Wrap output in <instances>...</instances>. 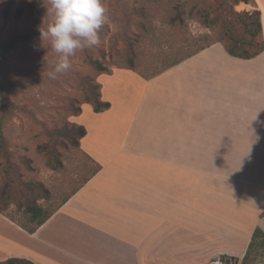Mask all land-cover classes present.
I'll use <instances>...</instances> for the list:
<instances>
[{"label": "crops", "instance_id": "1", "mask_svg": "<svg viewBox=\"0 0 264 264\" xmlns=\"http://www.w3.org/2000/svg\"><path fill=\"white\" fill-rule=\"evenodd\" d=\"M99 80L111 108L83 104L74 119L101 170L34 234L0 213L7 260L242 261L264 232V52L243 60L218 43L153 79L117 68Z\"/></svg>", "mask_w": 264, "mask_h": 264}, {"label": "rangeland", "instance_id": "2", "mask_svg": "<svg viewBox=\"0 0 264 264\" xmlns=\"http://www.w3.org/2000/svg\"><path fill=\"white\" fill-rule=\"evenodd\" d=\"M222 2L103 0L107 21L100 33V44L78 51L71 58L70 70L51 79L48 72L59 56L49 41H40L38 31L51 20L47 16V0H0V190L8 184L16 202L7 213L20 218L24 209L19 204L26 205L29 200H38L49 210H56L96 170L95 164L66 136L67 124H76V117L67 111L70 101L83 102L86 78L99 74L89 64V58L113 71L123 66L131 43L137 40L135 52L141 58L138 70L151 73L163 67L164 61L171 62L191 50L188 46L192 43L182 50H171L170 43L179 48L192 38L212 36L197 15L187 19L184 30H172L177 6L219 11ZM235 10L256 8L240 3ZM220 55L213 59L222 60ZM233 64L228 59L225 65ZM102 75L97 76L98 82ZM161 119L175 122V118ZM152 132L147 130V134ZM18 174L26 187L14 183L13 176ZM40 185L49 195L38 190ZM6 260L0 251V264ZM254 260V264H264V255Z\"/></svg>", "mask_w": 264, "mask_h": 264}, {"label": "trees", "instance_id": "3", "mask_svg": "<svg viewBox=\"0 0 264 264\" xmlns=\"http://www.w3.org/2000/svg\"><path fill=\"white\" fill-rule=\"evenodd\" d=\"M240 3L246 5H256L255 0H224L219 11H209L207 8H200L197 10L196 8H191L190 10H187L186 4L177 6L176 15L171 21L172 30H184V28L187 26V19L197 15L199 17L200 23L212 31V36L192 38L188 40L187 43L179 46V48L169 42L171 50H182L186 48L187 44L192 43L191 46H188L191 50L188 52V54L176 56L171 62L167 63L164 61L165 63L163 67H159L157 70L151 73H145L142 72V70H138V63L140 62L141 58L139 54H136L135 52V47L138 44V41L136 40L131 43L129 56L121 64L123 66H120V68L135 71L145 79H153L218 43L222 44L227 53L232 57L243 60H251L258 57L264 52L261 12L257 9L254 11H236L235 7ZM186 16L188 18H186ZM89 64L99 74H111L113 72L106 66H103L99 61H95L92 58H89ZM97 76H88L86 78V82L83 84V90L85 93L83 102L79 103L77 99L70 101V106H68L67 111H70L71 117H77L81 115L83 104L92 105L96 113H103L111 108V104L109 102L102 100V87L97 81ZM76 104L78 105L76 106ZM86 135L87 130L85 127L77 124H67L66 136L69 138L72 144H74L79 149L80 152H82L80 148V142ZM94 164L96 166V170L83 184H85L92 176L96 175L101 170V166L99 164ZM13 179H15L14 183H18L19 186L21 185V187H26V184L21 180V176L19 174L13 176ZM9 187L10 186L6 184L0 190V213L18 224L30 234H34L41 226H43L59 210V208L80 189L79 187L76 191H74V193L69 195L56 210H49L48 208L41 205L38 200H29L26 205L19 204L20 209H24V212L20 218H16L14 215L7 213L10 206H12L15 202L9 193ZM38 190L45 193V195H49V191L43 188L41 185ZM262 255H264V232L258 228L254 232L252 242L250 243L248 251L241 264H254V259ZM4 264L34 263L24 259L11 258L8 259Z\"/></svg>", "mask_w": 264, "mask_h": 264}, {"label": "clouds", "instance_id": "4", "mask_svg": "<svg viewBox=\"0 0 264 264\" xmlns=\"http://www.w3.org/2000/svg\"><path fill=\"white\" fill-rule=\"evenodd\" d=\"M47 16L51 17L47 26L38 28L40 41H49L59 60L48 72L51 79L67 73L71 68V58L84 48L97 46L101 42L100 33L107 21V9L103 0H47ZM39 50V46L34 44Z\"/></svg>", "mask_w": 264, "mask_h": 264}, {"label": "built area", "instance_id": "5", "mask_svg": "<svg viewBox=\"0 0 264 264\" xmlns=\"http://www.w3.org/2000/svg\"><path fill=\"white\" fill-rule=\"evenodd\" d=\"M210 264H240V262L235 261L231 258H225V259L218 258V259L212 260Z\"/></svg>", "mask_w": 264, "mask_h": 264}]
</instances>
